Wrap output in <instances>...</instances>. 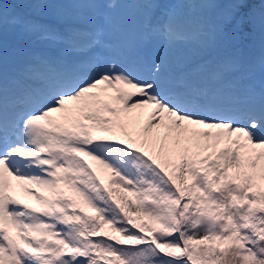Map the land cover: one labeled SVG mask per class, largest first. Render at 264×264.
Returning <instances> with one entry per match:
<instances>
[{"label":"snow or ice","instance_id":"6c2138e0","mask_svg":"<svg viewBox=\"0 0 264 264\" xmlns=\"http://www.w3.org/2000/svg\"><path fill=\"white\" fill-rule=\"evenodd\" d=\"M0 264H264V0H0Z\"/></svg>","mask_w":264,"mask_h":264}]
</instances>
